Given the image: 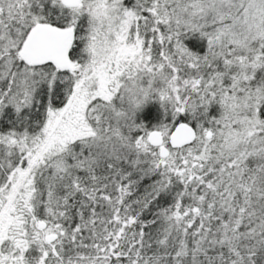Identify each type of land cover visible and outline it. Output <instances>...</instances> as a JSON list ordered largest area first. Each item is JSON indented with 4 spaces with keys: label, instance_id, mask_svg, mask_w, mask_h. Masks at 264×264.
Returning <instances> with one entry per match:
<instances>
[{
    "label": "snow or ice",
    "instance_id": "snow-or-ice-1",
    "mask_svg": "<svg viewBox=\"0 0 264 264\" xmlns=\"http://www.w3.org/2000/svg\"><path fill=\"white\" fill-rule=\"evenodd\" d=\"M0 264H264V0H0Z\"/></svg>",
    "mask_w": 264,
    "mask_h": 264
},
{
    "label": "trees",
    "instance_id": "trees-1",
    "mask_svg": "<svg viewBox=\"0 0 264 264\" xmlns=\"http://www.w3.org/2000/svg\"><path fill=\"white\" fill-rule=\"evenodd\" d=\"M151 114H152L151 109L147 110L146 115H147L148 117H150Z\"/></svg>",
    "mask_w": 264,
    "mask_h": 264
}]
</instances>
